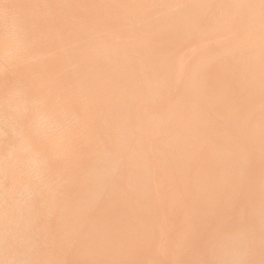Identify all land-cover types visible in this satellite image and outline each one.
Instances as JSON below:
<instances>
[{
    "label": "bare ground",
    "instance_id": "obj_1",
    "mask_svg": "<svg viewBox=\"0 0 264 264\" xmlns=\"http://www.w3.org/2000/svg\"><path fill=\"white\" fill-rule=\"evenodd\" d=\"M57 3L54 153L1 167L0 264H264V0Z\"/></svg>",
    "mask_w": 264,
    "mask_h": 264
},
{
    "label": "rangeland",
    "instance_id": "obj_2",
    "mask_svg": "<svg viewBox=\"0 0 264 264\" xmlns=\"http://www.w3.org/2000/svg\"><path fill=\"white\" fill-rule=\"evenodd\" d=\"M32 1V2H31ZM46 1H47V3H46ZM36 0V2H35V0H0V102H2V103H0V188L1 187H4V188H1V189H4V194H8L9 192H10V190H9V187H11L12 186V183H11V181L9 180V177H6V175L4 174V173H1V172H3L1 169V167H4V165H6L5 163H8V162H11L13 165V167L14 168H17L18 167V162H17V159H15V157L14 156H12V155H16L17 153H19L20 155H22V156H24V154H26L25 156L26 157H28V156H30L31 154H32V150H30L34 145H32L31 143H33V142H35V140H38V139H40V141H42L43 143H44V145H45V149H51L52 150V153H51V151H49V150H47V152L49 153V154H53L54 153V151H53V144H52V146H51V142H53L54 141V139H56V137H55V135L57 134V123H58V121H59V111L57 110V103L54 101L55 99H56V97H55V94H53V90L54 89H52V88H55V86H52L51 85V83L53 84L54 83V81L55 82H57L58 80H57V78H58V76H59V73H55V71H58V69L56 68L58 65H57V63H58V57L56 58V61H55V57L58 55V48L54 45V40H56V39H58L57 37H58V35H57V33L59 32V29L60 28H58L57 26H58V24H60V20H59V17L58 16H61V11H59L60 9H59V7H58V3L57 2H59V0ZM49 1V2H48ZM53 2V3H52ZM35 3V4H34ZM49 3V4H48ZM44 4H46V7H45V5ZM44 5V6H43ZM47 5H48V7H47ZM57 5V6H56ZM42 6V7H41ZM53 6H54V9H53ZM44 8V9H43ZM50 8V9H49ZM36 9V10H35ZM53 9V10H52ZM7 10V11H6ZM44 11V12H43ZM50 11H52V15H51V12ZM45 12L47 13V14H45ZM56 12V13H55ZM58 12V13H57ZM50 13V14H49ZM53 13H55L54 15H53ZM45 14V15H44ZM44 15V16H43ZM47 15V16H46ZM42 16V17H41ZM45 19H44V18ZM49 17V19H53V21L52 20H50V21H52V22H50L49 21V19H47ZM57 20H55V19ZM47 19V20H46ZM43 20H45V21H47V22H45V21H43ZM56 22H55V21ZM49 21V22H48ZM47 23H49L48 25H47ZM2 24V25H1ZM51 24V25H50ZM53 24V25H52ZM54 24H56V25H54ZM48 26V27H46V26ZM44 26V28H42ZM54 26H56V27H54ZM50 27H52V28H54V29H52V28H50ZM47 28V29H46ZM49 28V29H48ZM55 28H57V30H58V32L56 33V29ZM44 29V30H43ZM52 30V31H51ZM56 30V31H55ZM43 31L45 32V33H43ZM50 33V34H49ZM48 36H47V35ZM52 34V35H51ZM59 34V33H58ZM49 35H50V38H49ZM53 35H54V37H53ZM49 39H51V40H49ZM56 37V38H55ZM2 38V39H1ZM47 38V39H46ZM53 38V39H52ZM46 39V40H45ZM48 40V41H47ZM53 40V41H52ZM57 41V40H56ZM55 41V42H56ZM48 43H49V45H51L50 43H52V45H54V47H52V45H51V49H50V46L48 45ZM46 44V45H45ZM56 44V43H55ZM5 45V46H4ZM8 45V46H7ZM39 47V48H38ZM56 48V49H55ZM49 49V50H48ZM51 50H52V52H51ZM24 51V52H23ZM19 52V53H18ZM55 52V53H54ZM21 53V54H20ZM9 54V55H8ZM12 54V55H11ZM42 56H41V55ZM50 54V55H49ZM53 54V55H52ZM55 54V55H54ZM7 57V58H6ZM43 57V58H42ZM51 57H52V59L54 60H51ZM17 58V59H16ZM50 58V59H49ZM42 59H45V60H42ZM46 60H49V61H46ZM37 62V64H36V62ZM44 61V63H42ZM51 61V62H50ZM41 64V66H40V64ZM47 62H49V63H53L52 64V67H51V64L49 65V63H47ZM46 63V64H45ZM49 65V66H48ZM54 65V66H53ZM39 66H40V68H39ZM18 67V68H17ZM48 67H51V68H48ZM22 68V69H21ZM25 68V69H24ZM35 68H38L39 69V72L37 71L36 72V70H34ZM18 69V70H17ZM24 69V70H23ZM29 70L30 69V71H28L27 72V70ZM32 69V70H31ZM42 69V70H41ZM45 71H44V70ZM47 69V70H46ZM52 71V73H50L51 71ZM55 70V71H54ZM3 71V72H2ZM20 71V72H19ZM21 71H25V72H21ZM32 71V72H31ZM33 71H35V72H33ZM43 73H42V72ZM49 71V72H48ZM46 72V73H45ZM48 72V73H47ZM55 74H54V73ZM5 73V74H4ZM19 73H24L22 76H27L28 77V75L27 74H29V77H30V75H31V77H35L37 74H39V75H37V77H42V76H47L48 75V78L49 79H51L52 78V82H50V83H48V84H46L47 82H49V79L46 77L45 79L44 78H38L39 80H37V78L35 79V80H30V79H26V80H22L20 77H21V75H19ZM26 73V74H25ZM34 73V74H33ZM7 74V75H6ZM45 74H47V75H45ZM52 74V75H51ZM58 74V75H57ZM50 75V76H49ZM53 75H54V77H53ZM56 75V76H55ZM2 77V78H1ZM9 77V78H8ZM15 77V78H14ZM10 79V80H9ZM16 79V80H15ZM54 79V80H53ZM56 79V80H55ZM8 80V81H7ZM18 80L20 81V82H18ZM43 80V81H42ZM4 81V82H3ZM10 81V82H9ZM17 82V84H16V82ZM14 82V83H13ZM21 82L23 83L24 82V88L23 87H21L20 85H21ZM46 82V83H45ZM9 83V84H8ZM27 83V84H26ZM32 83V84H31ZM34 83L36 84V83H38V84H40V85H37V86H35L34 85ZM43 83H45V84H43ZM2 84V85H1ZM11 84V85H10ZM13 84V85H12ZM28 84H31V86L30 85H28ZM43 84V85H42ZM10 85V86H9ZM19 85V86H18ZM26 85H28V86H26ZM34 87H33V86ZM44 85H46V86H44ZM47 85H49L48 87H51V89H49L48 87H47ZM51 85V86H50ZM26 86V87H25ZM40 86V87H39ZM10 87V88H9ZM18 87V88H17ZM20 87H21V89H20ZM29 87V88H28ZM43 87V88H42ZM8 88V89H7ZM34 88V89H33ZM42 88V89H41ZM48 88V89H47ZM12 89V90H11ZM16 89H17V92H19L20 93V91H22L23 93L25 92V94H23L22 92H21V94H18L17 92V94H15V92L13 93V92H10V91H16ZM20 89V91H18ZM27 91L28 90V92L29 93H31V94H29L28 92H26L25 90ZM43 89H44V91H43ZM47 90V91H46ZM53 91V92H51V91ZM55 90H56V88H55ZM39 91V92H38ZM45 93V94H43V92ZM52 93V95H50L51 93ZM16 95V96H18V97H16L15 96V98H16V100L18 101H16L15 100V98H14V95ZM40 93H42V94H40ZM46 93H48L47 95H49L48 97H47V95H46ZM54 93H56V92H54ZM7 94V95H6ZM13 95V97H12V95ZM32 94H34V95H32ZM38 94L41 96V98L38 96ZM27 95H28V97H27ZM31 95V96H30ZM37 95V96H36ZM29 96L30 97H32V98H29ZM42 96L45 98V99H47V100H45L44 98H42ZM53 96V97H52ZM24 97H25V99H24ZM47 97V98H46ZM52 99H51V98ZM18 98V99H17ZM29 98V99H28ZM9 99H12V100H9ZM22 99H24L22 102H21V100ZM38 100L37 102L39 103H33V101H35V100ZM51 99V100H50ZM43 100H44V102H43ZM48 100H50V102L48 101ZM20 101V102H19ZM25 101V102H24ZM30 101V102H29ZM13 102V103H12ZM15 102V103H14ZM24 102V103H23ZM29 102V103H28ZM20 103H21V105L23 106L24 104H25V106L27 107H25V106H21L20 105ZM23 103V104H22ZM27 103H28V105H27ZM44 103V106H47V107H45V108H43V109H45L44 111H43V109H42V107H44L42 104ZM49 103V104H48ZM55 103V104H54ZM5 105L4 107H6V108H4V110H3V108H2V106L3 105ZM12 104H14V105H12ZM16 104V105H15ZM30 104V105H29ZM37 104V105H36ZM41 104V105H40ZM47 104V105H46ZM50 104L52 105V104H54V106H55V109L54 108H52L53 106H50ZM35 105V106H34ZM21 108H20V107ZM28 106L29 107H31L32 106V108H28ZM36 106H38V107H36ZM36 107V108H35ZM39 107H41V108H39ZM48 107H50V108H48ZM19 109L18 111H17V109ZM24 108H26V109H24ZM37 110V111H35L34 112V114H33V111L35 110V109ZM22 111H21V110ZM31 109H33V111H31ZM50 109H51V111H50ZM26 110H27V112H26ZM39 110L41 111V112H39ZM49 112H48V111ZM9 111V112H8ZM12 111V112H11ZM46 111H47V113H46ZM52 111H54V112H52ZM32 112V113H31ZM42 112H44L45 113V116H48V117H44V114L42 113ZM50 112H52V113H50ZM58 112V113H57ZM7 113V114H6ZM24 113V114H23ZM27 115H26V114ZM38 114V116H37V114ZM48 113H50L49 115H48ZM4 114V115H3ZM31 114V115H30ZM40 114V115H39ZM47 114V115H46ZM58 114V115H57ZM23 115H25V116H23ZM29 115V116H28ZM52 115H53V117H52ZM11 116V117H10ZM18 116H19V118H18ZM27 116V117H26ZM34 116V117H33ZM7 117V118H6ZM43 117H44V119H43ZM55 117H57L56 119H55ZM2 118V119H1ZM6 118V119H5ZM13 118V119H12ZM22 118V119H21ZM25 118H27L26 120H24ZM34 118V119H33ZM40 118V119H39ZM46 118V119H45ZM51 118V119H50ZM55 120H54V119ZM9 119V120H8ZM36 119V120H35ZM6 122H5V121ZM8 120V121H7ZM10 120H12V122L10 121ZM17 120V121H16ZM19 120H21L20 122H19ZM42 120V121H41ZM47 120V121H46ZM49 120H51V121H49ZM56 120H58V121H56ZM15 121H16V123H15ZM35 121H37V122H35L36 123V126H35V123L34 122ZM23 122V123H22ZM30 124H29V123ZM4 123V124H3ZM8 123H10V124H8ZM51 123V124H50ZM25 124H27V125H25ZM32 124V125H31ZM38 124H41L40 126L38 125ZM56 124V125H55ZM8 125V126H7ZM19 125H21V126H19ZM30 125H31V127H30ZM4 126V127H3ZM23 126V127H22ZM33 126H34V128H33ZM43 126H45V127H43ZM12 127V128H11ZM37 127H39V128H37ZM41 127V128H40ZM6 128V129H5ZM11 128V129H10ZM29 128V129H28ZM33 128V129H32ZM39 129L40 130V138H39V136H37V135H35V133H36V131L38 132L39 130H37V129ZM43 128V129H42ZM45 128H46V130L48 131L49 130V128H50V130H49V133H50V131H51V133L53 134V133H55L54 135H52V137L50 136L51 135V133L49 134L46 130H45ZM55 128V129H54ZM5 129V130H4ZM27 129H28V131H27ZM43 130V131H42ZM17 131H18V134H17ZM46 133H45V132ZM54 131V132H53ZM3 132V133H2ZM5 132V133H4ZM28 132V133H27ZM10 135H9V134ZM34 133V134H33ZM45 134V136L43 135V134ZM8 136V138L5 136ZM47 134H49V135H47ZM12 135V136H11ZM21 135H23V137L21 136ZM25 135V136H24ZM35 135V136H34ZM46 135H47V137H46ZM10 136V137H9ZM52 138H50V137ZM54 136V137H53ZM5 137L7 138L6 140H4L5 139ZM19 137V138H18ZM21 137V138H20ZM43 137H46V138H49V139H46V140H44V138ZM10 138V139H9ZM12 138V139H11ZM31 138H32V140H31ZM54 138V139H53ZM11 140L10 141V144L9 143H6V141H9V140ZM44 141H43V140ZM25 140V141H24ZM26 140H27V142L28 143H26ZM28 140H30V141H28ZM52 140V141H51ZM33 141V142H32ZM48 141H50V143H48L47 142V144H46V142ZM21 142V143H20ZM29 142H30V144L31 145H29ZM15 143V144H14ZM9 144V145H8ZM21 144V145H20ZM24 145V147H25V150H24V148H23V145ZM29 146H28V145ZM34 144H36V143H34ZM7 145V146H6ZM50 145V146H49ZM22 146V147H21ZM28 146V147H27ZM32 146V147H31ZM48 146H49V148H48ZM8 147V148H7ZM17 147V148H16ZM20 147H21V149H20ZM4 150H3V149ZM14 148V149H13ZM30 148V149H29ZM6 149V150H5ZM27 149V150H26ZM3 150V151H2ZM12 150H13V152H12ZM21 150H23V151H21ZM5 151H6V153H5ZM20 151H21V153H20ZM25 151V152H24ZM12 152V153H11ZM31 152V153H30ZM2 153V154H1ZM5 153V154H4ZM10 153V154H9ZM30 154V155H29ZM4 155V156H3ZM3 156V157H2ZM12 156V157H11ZM24 156V157H25ZM2 157V158H1ZM10 157V158H9ZM43 157H44V155H43ZM52 157H54V156H52ZM51 157V158H52ZM55 158V157H54ZM4 159V163H2V160ZM41 159V158H40ZM5 160H6V162H5ZM16 161V162H15ZM51 161H53V162H50V163H53V170H55L54 169V167H55V159H53V160H51ZM45 162H47V161H45ZM15 163V164H14ZM31 163V162H30ZM30 163H27L26 164V169H27V167H29V164ZM44 163V162H43ZM50 163H49V166H50ZM17 164V165H16ZM46 165H48V163H45ZM16 165V166H15ZM44 165V164H43ZM57 165V164H56ZM30 166H31V164H30ZM44 167L46 168V166L44 165ZM29 168H31V167H29ZM28 168V169H29ZM49 168V167H48ZM17 170V169H16ZM31 170V169H30ZM29 170V171H30ZM44 170V169H43ZM42 170V173L44 174L45 172H47V171H43ZM50 170H51V168H50ZM56 171V170H55ZM30 173H33V171L31 170V172ZM54 173V172H53ZM52 173V174H53ZM51 174V173H50ZM47 178L50 176L51 177V175H49V174H44ZM3 178H2V177ZM57 177V174L55 175V174H53L52 175V177ZM51 177V179H54V178H52ZM56 177H55V179H56ZM3 180V181H2ZM7 180H8V182H7ZM6 181V182H5ZM6 183V184H5ZM41 186V185H40ZM0 189V190H1ZM8 190V191H7ZM1 194L2 195H4L3 194V191L1 190L0 191V196H1ZM0 199H3V201L2 200H0V202H2V203H0V204H6V203H9L10 201L8 200V199H4V198H0ZM6 200V201H5ZM0 221H1V216H0Z\"/></svg>",
    "mask_w": 264,
    "mask_h": 264
}]
</instances>
